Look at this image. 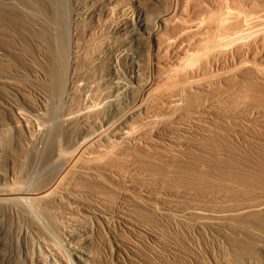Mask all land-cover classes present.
<instances>
[{
	"label": "rangeland",
	"instance_id": "obj_1",
	"mask_svg": "<svg viewBox=\"0 0 264 264\" xmlns=\"http://www.w3.org/2000/svg\"><path fill=\"white\" fill-rule=\"evenodd\" d=\"M8 1L0 0V79L7 78L20 84L27 102L15 93L9 92L10 98L6 96L7 87L5 93L0 91V120L4 123L0 121L3 125L2 129L0 124V143L3 141L0 150L4 156L10 155L7 158L1 154L5 159L0 158L6 162L12 159L17 162L24 157L31 160L32 150L37 147H33L37 145L33 138L39 124L34 113L41 107L39 67L43 64L42 52H49L45 46L49 45L53 28L62 27L66 41L71 45L74 41L77 43L79 54L89 52L92 55L76 71V98L64 104L59 115L60 119L85 118L89 126L72 134L76 145L69 144V140L67 146L64 143L63 155L71 157L68 162L77 154L72 168L69 166L66 171L68 175L64 178L67 181L63 180V184L71 189L63 185L57 198H49L44 205L38 202L39 206L37 202L31 204L26 194H22L20 201L0 210V264H221L228 250L230 252V248L236 246V242L232 244L239 237L235 222L242 219L247 225L249 222H245V216L240 219L226 214L228 217H225L224 211L229 209L226 207L231 204L230 208L235 207L237 203V207L245 205L262 194L247 189L250 180L246 179L249 173H264L260 170L264 169V159L258 158L259 161L256 155L260 149L264 153V77L250 73L252 66L264 67V44L260 43L264 42V0H257L258 5L256 0H251L253 4L248 0V3H241L242 6L222 2L231 15H239L249 6L252 12L262 10L253 15H263L260 19L246 20L238 27L233 25L230 29L233 31L236 27L234 32L238 35L227 41L230 44L224 46L225 50L233 48L235 42L262 37L256 46L259 50L254 49L257 51L253 52L255 56L247 54L235 59L233 51L229 52L225 59L216 61V66L214 60H207V70L201 72L192 69H195L196 61L185 52L173 55L167 52L161 71H149L144 52L137 49V30L133 28L110 38L108 42L112 48L101 46L92 52L89 42L103 40L100 32L105 34L106 24L100 14L89 15L94 6L88 0H56L59 8L56 6L55 11L46 0L25 1L26 7L24 0L18 1L22 5L19 8L23 7L22 10L29 13L14 9V6L9 8L11 5L7 7L11 0ZM165 1L170 8V0ZM201 8L205 10V6ZM214 9L221 13V6ZM15 11L19 16L18 23ZM195 12L196 8L190 7L171 18L169 26L163 30L166 42H173L185 25L199 24L198 16H193ZM18 13L23 17L28 15V19ZM26 23L31 26H24ZM78 27L85 30L83 35H78ZM44 34H49L48 38ZM120 41L127 44L123 46ZM241 62L245 63L242 69L237 67ZM216 74L221 78L213 81L208 91L199 88L184 91L180 111H189V122L177 109L168 114L159 111L155 118H148L151 108L141 109L116 129L121 137L115 145L107 141L109 136L104 138L100 134L93 139L94 134L101 133L114 119L113 106L129 102L131 94H127L128 90L136 92L140 86H149L148 96H155L152 107L157 108L167 102L160 96L164 90L169 91L170 99L171 95H176L175 88L179 89L185 81L199 82L212 79ZM12 102L30 118L29 124L33 125L29 127L34 134L30 133L34 137L22 132L20 119L18 126L21 129L16 128L17 124L12 120L16 114L9 105ZM204 104L208 105V110L199 111ZM12 125L14 129L10 130ZM13 130H20L15 133L26 137L16 135ZM131 138L139 141L133 143ZM29 147L33 149L29 150ZM13 152L24 157L17 158ZM242 174L246 177L245 184ZM239 188L245 189L249 198L254 196L252 200L236 194L241 191ZM221 210L224 211L221 213ZM257 213L254 215L260 217ZM250 217L254 218L252 214ZM197 219L202 221L199 226ZM174 251L178 254H173ZM256 258L257 263L264 264V256L257 254Z\"/></svg>",
	"mask_w": 264,
	"mask_h": 264
},
{
	"label": "bare ground",
	"instance_id": "obj_2",
	"mask_svg": "<svg viewBox=\"0 0 264 264\" xmlns=\"http://www.w3.org/2000/svg\"><path fill=\"white\" fill-rule=\"evenodd\" d=\"M18 1H20V0H14V1L11 0L10 4L8 2H5L6 4H4V5H7V3H8L7 7H9L11 5L9 8H12V6H14L15 7L14 9L18 10L19 6H22V5H20V3ZM25 1H28V0L23 1L24 6L27 3V2L25 3ZM46 1H48V3L46 2L47 5L52 7V10H54L55 8L58 7V5L56 4L57 2H55L56 0H46ZM89 1L92 3L91 5L94 6V8L91 9L89 15L93 16L95 14L96 15L100 14L101 16L104 17V19H103L104 24H106L105 34L103 32H100L103 35V40L98 42V43H95V42L90 43L89 42V45L91 46V51L95 52L97 49L101 48V46H103L105 48H112V47H109L108 41L110 38L116 37L118 34L125 32L128 28L136 29L137 30V37H136L135 43L137 44V49L139 50V52H144L143 54H144V57L146 60L145 64L147 65V69L149 71H152V70H156L155 72L161 71V68L164 67V64H165L164 62L167 60V55H165V54H167V52L168 53L171 52L172 55L173 54H180L182 52H185L186 54L189 53V55H187V56L190 57L192 60L196 61L195 62L196 67H195V69L194 68H192V69L195 72H201V71L207 70V66H206L207 60H209V61H210V59L214 60L213 64L216 66L217 65L216 61L220 60L222 58L225 59L227 57V55H229V52L232 53V51H233L232 56L235 59V58H240L242 56H246L247 54H253L255 56V53L257 52L255 50L256 49L259 50L258 47L256 48V46H257L258 42H260L259 40L262 37L260 39L259 38H253V39L247 40L243 43H241V42L236 43L235 42L236 44L233 43L234 46H233V48L230 49L231 51L225 50V47H224V46L230 44V42H227V41L232 40V38H234V35L235 36L238 35L234 32L236 27L232 28L233 31L230 29L233 25L237 26L238 24H240V23L242 24L246 20L249 21L250 19H252L254 17L260 19V17H263L264 13H263V15L259 14V15L255 16L253 14H255L256 12L262 11V10H259L256 8L259 11H255V12L253 11L254 12L253 13L251 11V8H249L251 6L248 5L249 6L248 7L247 5H245V6L243 5L244 7L247 6L248 10L246 9L244 11H241V13L239 15H231V11H228L225 8V5L222 4V2H226V3L231 4L232 6H234V5L236 6V4L241 5V3H246V2L248 3L251 0H249V1L248 0H189V1L188 0H170V4H171L170 8L167 7L165 0H88V2ZM252 1L256 2L257 0L256 1L252 0ZM252 1H251V3H252ZM260 2H263V1L261 0ZM260 2H258L257 5ZM49 6H48V8H49ZM202 6H205V10H202V8H201ZM220 6H221V13H216L214 8L220 7ZM253 6L254 5H252V7ZM27 7H28V5H27ZM190 7L196 8V12L193 16H198L197 22L199 24L197 26L185 25L184 27H182L179 30L178 36L174 39L173 42H166V40L163 38L164 28L166 29L169 26L170 20L174 15L179 14L181 11L184 12V10L186 8L188 9ZM22 8H19V10L20 9L22 10ZM76 9L77 10L80 9V6L77 7ZM22 11H25V10L23 9ZM17 12H16V15L14 17H17ZM25 12H28V10ZM209 12H210V14H209ZM211 12H213V13L211 14ZM262 12H264V11H262ZM262 12H261V14H262ZM20 13H18V14L20 15ZM12 14L13 13H11V15ZM22 15H20L22 18L28 19V15H24L26 17H23ZM4 16H7V15H4ZM14 17H13V20H14ZM18 17L15 18V21H16V19L18 21ZM54 18L56 19V16ZM29 19H32V17H30ZM52 19H53V16H52ZM32 20H34V18ZM57 21H59V20H57ZM57 21L56 22L54 21V22L57 24ZM61 21H62V19H61ZM12 22H14V21H12ZM20 22L21 21H19V24H20ZM28 23L24 24V26L25 25L29 26ZM20 25L23 26V24H20ZM33 26H34V24H33ZM59 27H57V26H56V28L54 27L53 28L54 30L52 28H50L51 29L50 31H52V30L53 31L52 32L49 31L50 32L49 38H48L49 34L48 35H45L46 33L44 34L45 38L47 36V38L49 39V43H47L49 45L45 46L46 48H49V52H45V51L42 52L43 64L41 67H39V69H40L39 70L40 85L38 87L41 90V94H40L41 107L38 110H36L34 113L36 120L39 124H37L38 128L35 131V139L33 138V141L35 140L37 145L33 146L34 144L32 141V144H33L32 146L33 147L37 146V147L34 149H33V147L30 148L31 146L29 147V150L33 149L32 150L33 156H31L32 159L31 160L27 159L26 157L21 156L19 153H17L21 157L26 158L29 163H27L26 159H25L26 160V162H25V160H23L24 158H20L19 160H17V162H15L16 160L13 161L14 159H12L9 162H6L4 160L5 159L4 157H6L7 155L4 156V153L2 154V150H0L1 151L0 156H2V155L4 156V157L2 156V158H4V159L0 158V210L3 208L9 207L11 204H13L17 201H20L21 200L20 195H22V194H26L28 201L34 205L36 202L37 203L42 202V204H43V202H47V200L49 198H54V199L57 198L58 197L57 192L61 193V190L63 189V185H64L63 180H65L64 177H66L65 175H68L66 173V171H67L69 166L72 168L74 161H75L74 159L76 158V155H77V154L74 155L73 159L70 162H72L73 160L74 161L70 165H68V163H70L68 161L70 160L71 157L63 155L62 151H63L64 143H65V146H67L68 143L66 141L69 140V144H73V146L76 145V143L74 144L72 134L74 132L76 133V131H79L82 129L86 130L89 127L87 125L88 123H87V120L85 118H81V119H79V118L77 119L74 117H71L68 119H60L59 118V115L61 113V107L64 104L66 105V103H68L71 98L75 97V83L77 82L76 79L78 78L76 75L77 74L76 71L80 70L81 63L86 62L89 59V57L92 55V54H89V52H86L84 54H79V52L77 51V48H78L77 43L74 41L73 42L74 45H71L68 40L66 41V36H64V32L61 30L62 27L61 28H59ZM239 27H241V26H239ZM77 30H78V35H83V33H85V30L80 29L79 27ZM47 31H48V29H47ZM203 35L206 37L209 36V38L208 37L204 38ZM68 38H69V36H67V39ZM220 38H221V47L219 46ZM43 40H44V37H43ZM260 43L264 44L263 41H261ZM120 44H122L124 46L127 44V42L126 41L125 42L120 41ZM260 45H262V44H260ZM263 47H264V45H263ZM113 49H114V47H113ZM46 51H47V49H46ZM254 51H255V53H253ZM117 55H118V53L116 54L115 58H117ZM244 66H245V63L241 62V63H239V65L237 67H241L240 69H242V68H244ZM210 67H211V65H210ZM214 69H216V68H214ZM250 73L264 77V67L260 68L257 66H252V68L250 69ZM75 75L77 78L75 77ZM212 77H213L212 79H206V80L199 81V82L198 81H196V82L195 81H188V82L185 81V84L180 86V88H179L180 90L175 88L176 95L174 97H172V95H171L170 99H169V91L164 90L163 92H161L160 96L165 97L166 98L165 101H167V102H165V105H163V106H160V107L157 106V108L152 107L153 106L152 103H153V100L155 99V96L151 95V94H150V97L148 96V94H149L148 92L150 89L149 86H142V87L140 86V88L136 89L137 90L136 92H133V89L131 91L128 90L127 94L128 93L131 94L129 102L125 105L117 103L113 106L112 111L114 114V119H112L109 122V125L105 129L100 131L101 133L94 134L93 139H97L98 135H100V134L104 138H107L109 136L107 138V141L110 143V145H115V143H117L116 140L121 137V134L117 133L116 129H119L121 126L125 125L127 123V120H129V118L134 116L136 114V112H139L141 109H144L147 111L149 108H151V111H150L151 113L148 114V115H150L148 118H152V117L155 118L157 115V112H159V111H161L162 114H168L167 112H171L170 110L177 109V110H179L178 112L181 114L180 116H182L185 121L189 122L190 121V117L188 116L189 111H180L182 109L181 104L184 102L183 101V95L185 97L184 91H186V90L191 91V89H195V88H199L202 91H208L209 85L211 83H213V81H216L217 79L220 80V78H221V77H219V74L213 75ZM5 87L8 88V89L6 88V90H8V92H6V96L8 95V97L10 98L9 92L15 93L16 95L19 96V98H21L23 100V102L25 101L26 97L24 98V91L21 88L20 84L15 83V81L7 79V78L0 79V91L1 92L6 91V90H4ZM156 95L159 96V94H156ZM148 97H149L148 101L150 103L147 102ZM178 101H181V102L178 103ZM26 102L27 101H25V103ZM9 105L11 107L10 110H13L16 114L14 119H12V120L14 122H16L17 127L15 125L14 126L16 128H19L18 124H19V119H20L21 120L20 124L22 123L23 129H21V126L19 129L24 130L22 132H24L26 134L30 133V132L33 133L34 130L31 127V129L33 131H30L31 129L29 127V125H31V126L33 125V124H29L30 118L28 119V117L24 115V112L20 111L14 102L9 103ZM179 105H180V107H179ZM28 106H30V105H28ZM7 107H9V106H7ZM7 107H4V109H7ZM207 108H208V105L204 104L200 107L199 111H202V110L207 111L208 110ZM16 116L18 117V119L16 118ZM16 119H17V121H15ZM0 121L2 122V120H0ZM1 122H0V124L2 125L3 122L2 123ZM35 125L36 124H34V126ZM12 127H13V125H12ZM1 128L3 129V125ZM5 128H4V130H5ZM9 129L8 130L6 129L7 133L9 131ZM12 129H14V127L11 128L10 130H12ZM16 130H18V129H16ZM15 132H18V131H14V133ZM19 132H20V130H19ZM18 133H15V134L17 135ZM32 133H30V135ZM18 135L20 136L21 134H18ZM30 135L27 134V136H30ZM23 136L26 137V135H23ZM3 137H4V135H3ZM33 137H34V135H33ZM4 140H5V138H4ZM9 140L10 139H8V143H9ZM25 141L27 142V138ZM131 141L133 143H135L136 141H139V139L131 138ZM140 141H141V139H140ZM144 141H146V139H144ZM1 143H3V141H1ZM1 143H0V145H1ZM28 143H29V141H28ZM146 143L148 144V141ZM148 147H150V146H148ZM0 148L2 149V145ZM5 149L7 150L6 147H5ZM5 149H4V151H5ZM10 149H12V148H10ZM55 149H56V151H54ZM259 149L257 148V150H259ZM260 150L256 153L257 159L259 158L261 160V158H262V161H263L264 156H262V154H264V153H262L263 151H260ZM18 151H20V149ZM22 151H26V150H22ZM22 151H21V153H22ZM27 151H28V149H27ZM32 151H30V152H32ZM169 151H172V150H169ZM10 152L8 151L9 154H10ZM259 152H261L262 154H260ZM28 153H29V151L27 152V154ZM30 154H29V156H30ZM15 155L16 154L14 153V156ZM24 155L27 156L26 154H24ZM9 156H7V158H9ZM14 156L12 158H16V157L19 158L20 157V156L18 157V155H16V157H14ZM31 157H29V158H31ZM7 158H6V160H7ZM1 159L4 162H6V164L3 162L4 163V165H3ZM10 159H11V157H10ZM262 161H261V163H262ZM26 163H27V166H26ZM259 165H261V167H262L264 164L262 165L259 163ZM96 167H97V165H96ZM260 170H264V169L260 168ZM105 171H108V170H105ZM253 173H255V172H253ZM257 173L259 175L253 174L254 176L250 175V173H249V176H247V179H246L247 181L250 180V181H248V183H247V181L245 182L246 177L244 176V174H242V175H243V178L244 177L245 178L244 179L242 177L241 178L244 181V184L245 183H247V184L251 183L250 187H248L250 184L249 185L246 184L247 189L250 188L251 192L256 190L257 194L262 193L261 195H258L259 198L257 197V198H255L256 200H254V198H253L254 196H252V197L250 196V198H251L250 199L249 196H247L248 193H246L244 191L245 189L244 190L242 189V190L246 194L244 192H242L241 188H244V187H241V188H239L241 191L239 193L237 192L236 194H238L239 196H241L243 198L248 197V199H250L249 201H251L253 198V202H249V203L247 202V204H245V205L241 204L242 206H238V207L236 206L238 204L237 203L235 205V207H232V208H230L232 204L229 205L227 203L230 207L228 206L226 208H229V209H225V211L221 210V213H222V211H224L225 217L227 216L226 214H229L228 216H230V214L232 216H236V217L239 216L240 219L243 218L242 216H245L244 218H246V217L248 218V216L249 215L251 216V214L254 217V218L252 217L253 219H251V217L249 216V218H250L249 220H247V218H246L245 222L247 223V221H249L248 225L243 222V219L241 222H238V223L235 222V227L238 231V233H236L237 234L236 236L239 235V237H236L237 239L233 238V240L234 239L235 240L233 241L232 244H235L234 242H236V244H235L236 246H233L232 248H230L231 249L230 252L228 250V252L230 254L228 252H227V255H225V256H224V254H222L224 257L221 260V264H232L233 262H234V264H259V262L257 263L258 258H256V255L258 254L260 256H264V217H262V214L260 212V211H262V213H264V173H263V175L259 172H257ZM118 175H120V174H118ZM229 175H228V178L231 176V175L230 176ZM236 178H239V177L236 176ZM66 181L67 180H65V182ZM64 186H66V185H64ZM67 186H69V185H67ZM67 186H66V188L68 189ZM67 189L65 191L63 190V192H66ZM69 189H71L70 186H69ZM73 191H71V193ZM76 191H75V193H76ZM233 192H234V190H233ZM235 192H236V190H235ZM75 193H73V195ZM252 193L255 194V191ZM252 193L250 195H252ZM226 195H227V193H226ZM234 195H235V193H234ZM59 196L61 197L62 194H60ZM226 198H227V196H226ZM242 199H241V201H242ZM51 200H49V201H51ZM58 200H60V198H58ZM52 201H54V200H52ZM243 201H242V203H246L245 201L244 202ZM37 203H36V205L39 206V203L38 204ZM44 204H46V203H44ZM224 208L225 207H223V209ZM257 212L258 213L260 212V213L258 214ZM254 213H257V215H261V216L258 217L256 215H254ZM224 216H222V217H224ZM239 217H237V218H239ZM238 221H239V219H238ZM224 223H225V221H224ZM227 223H228V221L226 222V224ZM236 223H237V225H236ZM196 224L199 226L202 224V221L197 219ZM230 224H228V226ZM222 228H224V227H222ZM224 230H225V228L223 229V231ZM1 233L2 232L0 229V234ZM173 254L177 255L178 253L176 251H174ZM226 256H228V257H226ZM231 261H232V263H231Z\"/></svg>",
	"mask_w": 264,
	"mask_h": 264
}]
</instances>
